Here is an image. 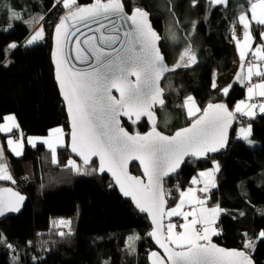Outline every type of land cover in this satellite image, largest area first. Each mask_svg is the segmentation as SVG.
<instances>
[{"label": "trees", "instance_id": "16d2710c", "mask_svg": "<svg viewBox=\"0 0 264 264\" xmlns=\"http://www.w3.org/2000/svg\"><path fill=\"white\" fill-rule=\"evenodd\" d=\"M123 1L129 13L139 8L150 14L154 29L163 39L161 51L170 67L178 62L180 47L169 45L165 38L168 19L197 55L195 64L165 76L166 104L157 110L161 132L172 135L189 126L209 104L223 103L233 111L245 99L246 88L234 84L225 95L218 91V85L213 87V80L228 75L235 66L236 43L231 26L243 10H249L250 0H228L227 7L211 6L205 0H198L196 6L192 0ZM94 2L77 0L82 7ZM17 13L24 20L45 17L40 22L45 32L42 43L25 45L37 25L20 20L10 23V14ZM65 13L54 0H0V124L7 116L16 115L24 141L29 136H46L61 126L67 135V146L58 150L56 164L44 145H26L21 158L10 157L17 182L0 180V190L12 186L28 197V203L19 216L0 224V233L17 250L14 253L0 244V264H149L148 255L154 246L148 235V219L124 201L107 177L101 178L97 172L79 174L65 167L69 159L82 165L68 149L69 122L52 64L55 27ZM252 30L258 46L264 26L253 24ZM11 43L18 47L9 49ZM189 96H194L201 108L193 119H188L185 109ZM235 117L236 129L251 125V140L257 148L252 149L244 140H233L226 152L201 162H187L180 175L165 182V191L169 208L177 206L180 192L201 170L218 161L217 188L210 204L226 211L221 213L217 229L221 234L214 241L228 249L243 250L256 264H264V238L259 237L264 231V114L249 119ZM124 126L135 133L131 124L124 121ZM137 129L146 133L149 123L142 121ZM139 171L137 166L132 168L135 175H141ZM61 219L72 221L70 234L63 237L58 233H69V229L54 223ZM134 234L140 236V241L133 253L127 239ZM246 240L255 241L254 249L244 248ZM14 255H18L15 261Z\"/></svg>", "mask_w": 264, "mask_h": 264}, {"label": "snow or ice", "instance_id": "6c2138e0", "mask_svg": "<svg viewBox=\"0 0 264 264\" xmlns=\"http://www.w3.org/2000/svg\"><path fill=\"white\" fill-rule=\"evenodd\" d=\"M198 0H192V5L196 6ZM60 3L69 12L63 16L55 27V41L57 45L56 78L62 90L64 100L67 102V109L71 117L72 132L71 151L76 153L83 160V166L77 164L73 159H69L65 167H71L79 174H91L107 170L119 184L120 190L125 196H130L135 201L141 212L148 213L155 225V230L148 233L155 238L156 243L167 253L166 260L159 256L157 252H152L154 257L152 264H252V260L243 250L223 249L217 247L211 241L212 235H218V230L213 227L219 214L225 209L216 205L212 208L204 207L210 188L216 187L214 182V171L219 170L218 164L215 169L199 172L201 179L194 177L192 184H202L200 192L205 193L204 198H198L195 190L187 189L180 192V200L176 207L165 211V189L164 177L174 173L183 162L185 156L202 157L208 152H216L227 144L228 129L236 118L235 113L242 116L254 117L255 109H259L264 114V102L246 103L240 101L235 105L234 111L229 110L225 104H209L203 110L195 122L188 128L178 130L174 135L168 136L153 130L145 135L139 133L130 135L122 126L120 117H127L135 124L142 115H146L149 120L153 118L150 111L156 103L163 105L161 99L162 89L159 87L161 77L179 67H188L197 62L194 49L187 45L183 47L178 56V62L169 66L164 62L163 56L157 47L160 39L158 34L151 28L147 17L148 13L142 9H135L133 16H127L123 12L122 0H95L93 6L82 7L77 0H54ZM211 6L227 7L228 0H205ZM259 10V12L257 11ZM249 12L251 13L249 18ZM113 20L111 26L103 23L104 20ZM139 17V19H137ZM45 19L43 15L30 16L24 20L20 14L11 15L10 23L13 20L31 25H37L32 34L26 40L25 45L31 46L43 40L44 28L40 22ZM131 20L135 27L131 30H124L120 22ZM72 21L71 25L66 22ZM76 21H95L99 27L95 29L99 36L88 37L84 41H96L88 48H80L79 40L71 41L75 44L83 56L78 57L81 62H90V66L85 69L70 70L62 68L66 59L61 61L59 53L62 51L60 38L74 35L79 28ZM237 21L243 27L242 38L237 39L240 48L239 55L245 58L244 49L249 48L254 40L250 29L253 22L264 26V0L250 2L248 12H241ZM195 28V22L193 23ZM72 29L73 31H69ZM171 39L176 41V34L171 33ZM258 46L253 50L254 56L264 61V31L259 33ZM18 45L11 43L8 48L15 49ZM256 69L255 73L253 69ZM264 77V66L258 65L254 59L249 60L247 68V79L250 82L253 75ZM132 77H135L133 80ZM239 79V77H237ZM215 87V85H213ZM259 89V96L264 97V83L250 84L247 87L248 99L251 100ZM113 90L119 96L113 95ZM229 88H224L226 95ZM188 115L201 111L199 108L193 109L189 106L194 103V98L189 96L185 99ZM135 117V119H133ZM8 122H14V116L5 118ZM18 125L11 123L0 124V132H10ZM251 125L239 129L238 139H242L249 145L254 142L249 139L251 135ZM52 138H44L41 142L46 144L52 153V162L58 163L56 158V145L62 144L63 130L56 128L51 130ZM7 143L12 146L10 150L16 156L21 155L22 147L19 140L15 142L8 138ZM28 143L34 145V138H28ZM99 158L98 168H86L90 163V158ZM138 160L143 165V171L147 176V183L139 177L130 176L127 172L129 160ZM215 164V161H213ZM0 180H7L15 183V180L8 170L6 162H3V148L0 147ZM7 193V195H4ZM170 195V192L168 193ZM187 203L200 205L193 207L189 212H181V208ZM25 197L12 189L0 190V216L5 212L19 211L20 204ZM183 215L188 221L181 225L183 232H174V224L169 223L167 234L162 241L160 230L162 220L165 216ZM69 229V233L63 231L58 235L70 234L71 220H59L54 222ZM201 224L202 228L195 226ZM246 235V234H245ZM260 238H264V231L259 233ZM139 239V236L128 237L129 241ZM0 244L16 253L13 245L6 241L0 233ZM31 245V241L28 242ZM255 241L246 240L244 248L254 249ZM18 255L13 256L17 260ZM34 261L37 257L32 258ZM107 264V262H105Z\"/></svg>", "mask_w": 264, "mask_h": 264}, {"label": "water", "instance_id": "95a60500", "mask_svg": "<svg viewBox=\"0 0 264 264\" xmlns=\"http://www.w3.org/2000/svg\"><path fill=\"white\" fill-rule=\"evenodd\" d=\"M94 3L91 4L90 6H93ZM122 5H123V12H124L125 15H127V16H133L135 14L134 13V10L131 13H129L127 11V9H126V7L124 5V1L123 0H122ZM90 6H88V7H90ZM115 19L116 18L113 17L112 19L104 20L103 23L111 26L112 23H113V20H115ZM137 19H139V17H137ZM147 20H148L151 28L160 37V39L156 42L157 43V47L159 49L160 54L163 56L164 62L168 65V63H167V61H166V59H165V57H164V55L162 54V51H161V46H162V43H163V39L160 36V34L154 29L150 14L147 17ZM66 23L68 25H71L73 22L72 21H67ZM120 23L123 25L124 30H131V29H133L135 27V25L132 23L131 20H128L126 22H123L122 21ZM76 24H77L79 30L78 31H75V34L74 35H71L70 34L66 38L62 35L61 38H60V44H61V47H62V51L59 53V57H60L61 61H64L65 59L67 61L66 63H63L62 64V68H68L70 70L85 69V68H88L90 66V62H81V60L78 59V57L83 56V52H81L80 49H78L75 44L71 43V41L79 40L81 42L80 48H88V47L91 46V44L95 43L96 41H88L87 44H85L84 41L87 40L88 37H91V36H97L98 37L99 36V33H97L95 31V29L97 27H99V24L96 23L95 21H87V22L76 21ZM69 31L71 32L73 30L72 29H69ZM56 58H57V45H56V41H55V31H54V35H53V46H52V64H53V67H54V70H55L56 84L58 86V89H59V92H60L62 101H63L64 106H65V109H66V114H67V117H68L69 128H70V132H69V135H70V133L72 132L71 117H70V114H69L68 109H67V102L64 100V97H63V94H62V90H61V88L59 86V83H58V80L56 78V64H55ZM167 74H168V72L165 73L161 77V79L159 81V87L162 89L161 99H163V101H164L163 105H160L159 103H156V104H154L152 106V108L150 109V111L153 113V118L151 120H149V118L146 115H142L140 117V119L135 123V125H140L142 121H144V120L148 121V123L151 125L152 128L147 133L151 132L153 130V127H155V129L157 131L161 132L158 129L159 119H158V116L156 114V110H157V108H159V109L163 108L165 106V104H166V101H165V91L163 89V82H164L165 76ZM132 79L134 80L135 77H132ZM113 95H115V96L118 97L119 96V93H117L115 90H113ZM216 104H223V103H216ZM228 109L231 110L229 107H228ZM133 119H135V117H133ZM120 120H121V126L130 135L137 134V133H131L128 130V128H126L124 126V121H126L129 124H133L131 122V120H129L127 117H124V116H121L120 117ZM195 120L189 126H187L185 128L190 127L195 122ZM236 127H237V119L235 118L233 120V122H232L231 127L228 129V136H227V144H226V146L223 147V148H220L218 151H216V152H208V153H206L205 156H202V157L185 156L184 159H183V162L180 164L179 168L174 173H171L169 176L164 177V189H165V182L168 181V180H173L178 175H180L181 172H182V170L186 166L187 162H189L191 160L197 161V162H201L203 160H208L209 158H211L212 156L216 155L219 152H226L229 149L231 142L233 141V133H234ZM147 133H145V134H147ZM161 133L164 134V135H167V134H165L163 132H161ZM175 133H173L172 135H174ZM139 134L140 135H145V134H141V133H139ZM172 135H168V136H172ZM68 149H69L72 157L75 158L76 160L80 161L83 164L82 158L79 157L76 153H73L71 151V137H70V140H69ZM94 163H97V165L99 167V158L96 157V156H92L90 158V163L87 166H85V167H90ZM133 166H138L141 169V172H142V175L141 176H137V175H135V174L132 173ZM127 172H128V174L130 176L139 177L141 180H143L145 183H147V176H145V174H144L143 165H141L138 160H135V159L129 160V162L127 164ZM97 174L101 178L107 177L108 179H110L111 182L113 183L114 187L118 190L119 194L124 199V201H126L127 203H130L139 214L145 216L148 219L149 225L151 227V232L155 230V225L152 223L151 216L148 213H146V212H141L139 210V208L136 206L135 201H133L130 196H125L122 193V191L120 190L119 184L116 183L115 178L111 175L110 172H108L107 170H105L102 173L99 172V171H97ZM9 188L12 189L15 192H18L13 187H5L3 189H9ZM3 189H1V190H3ZM18 193H20V192H18ZM20 194L22 196H24L25 199L20 204L19 211H15V212H5V214L3 216H0V224L3 221H5L6 219L19 216L23 212L26 204L28 203V197L26 195L22 194V193H20ZM4 195H7V193H5ZM165 200H166L165 211H167L169 209V204H168V200H167V196H166V191H165ZM161 223H162V228L160 230L159 235H160L161 240L163 241L164 240V237L166 236V216L163 218V220H162ZM150 239H151V241L153 243V246H154V250L152 252H157L159 254V256L164 257L165 260H166L167 253H165L164 249L161 248L156 243L155 238H153L152 236H150ZM212 243L215 244V245H217V247H220V248H223V249H228V248H226L224 246H221V245L217 244L214 240L212 241ZM228 250H232V249H228ZM151 253L148 255V263L149 264H152L153 259H155L154 257L151 256ZM246 254H248V253H246ZM248 255L250 256V258L252 260V264H256V262L254 261L253 257L250 254H248Z\"/></svg>", "mask_w": 264, "mask_h": 264}, {"label": "rangeland", "instance_id": "374dc122", "mask_svg": "<svg viewBox=\"0 0 264 264\" xmlns=\"http://www.w3.org/2000/svg\"><path fill=\"white\" fill-rule=\"evenodd\" d=\"M251 2H255V0H250ZM60 5V3H56V6H59ZM64 8V7H63ZM64 11L66 12L65 14H67L68 12H69V9H65L64 8ZM258 12H259V10H257ZM244 12V11H243ZM245 12H247V11H245ZM249 14H251V13H249ZM174 23H172L171 21H170V19H168V23H167V32H166V34H165V38H166V40H167V42L169 43V45H172V46H174V45H177V44H179L178 46L180 47V51H181V49L183 48V47H185V46H187V44H185L184 43V41H186L183 37H181V36H179L178 35V33L176 32V28L174 27V25H173ZM250 31L252 32V28L250 29ZM175 33L176 34V36H177V40L176 41H173L172 39H171V33ZM252 36H253V32H252ZM180 37V38H179ZM254 37V36H253ZM44 38H45V32H44ZM44 38H43V40H41V41H38V42H36V43H34L33 45H31V46H34V45H37V44H39V43H42L43 41H44ZM182 39V40H181ZM180 41H182V42H180ZM237 44H235L234 46H236ZM171 46V47H172ZM196 54V53H195ZM197 56V55H196ZM246 60V59H245ZM177 63V62H176ZM246 67V66H245ZM180 68V67H179ZM179 68H176L175 70H177V69H179ZM229 77H232V75L231 76H229ZM247 77V69H246V75H245V78ZM214 78H216V76L214 77ZM252 78V77H251ZM226 80V79H225ZM230 80H229V78L227 79V82L226 83H223L222 82V84H223V86H224V84H225V87H227V88H229V91L231 90L230 88H232V86L230 87ZM259 83H264L263 81L262 82H259ZM216 85H218V84H216ZM246 86H248L249 87V85L247 84ZM216 87V86H215ZM228 91V92H229ZM191 97H193L194 98V103H190V105L189 106H191V107H193V109H195V108H199L200 110H201V108L199 107V105H198V103H197V101H196V99H195V97L194 96H191ZM264 97H260L259 96V89H257L256 90V95L251 99V100H249V99H247L248 101V103H261V102H264V101H262V99H263ZM159 108H157V110H158ZM162 109V108H161ZM185 109H186V114H187V117H188V119H193V118H195V117H197L199 114H200V112L201 111H199V112H195V114L194 115H192V116H189L188 115V111H187V107L185 106ZM157 110H156V114H157ZM235 114H240V113H235ZM9 116H14L15 117V121H16V123H17V125H19V123H18V119H17V117H16V115H9ZM158 116V115H157ZM8 117V116H7ZM158 119H159V116H158ZM144 121H146V120H144ZM8 122V121H7ZM9 123V122H8ZM132 126H133V130H134V132L135 133H139V132H136L138 129H137V126L136 125H134V124H132ZM149 126L151 127V125L149 124ZM19 127V126H18ZM241 127H247V126H245V125H242V126H240V128ZM56 128H61L62 130H63V139H62V144H59V145H56V158H57V161H58V150L59 149H62V148H66V146H67V139H66V132H65V130H64V128L61 126V127H56ZM56 128H54V129H56ZM152 128V127H151ZM158 128H159V125H158ZM239 128V129H240ZM164 131H165V129L164 128H162ZM17 135V136H16ZM0 136L2 137V135H1V133H0ZM13 137H17V138H20V135L19 134H15V135H12ZM24 137L22 136V139H23ZM28 138H34V145L33 144H31V145H29L31 148H36L37 146H39V145H44V146H46V148L48 149V150H50L49 148H48V146L46 145V144H44V143H42L41 141L44 139V138H49V139H51L52 138V133H51V131L49 132V134L48 135H46V136H29ZM27 138V139H28ZM24 140V139H23ZM1 142V141H0ZM1 144V143H0ZM250 147L252 148V149H255V148H257V144H256V142H254L252 145H250ZM51 151V150H50ZM56 164V163H55ZM94 164H96V166H97V168H98V165H97V163H94ZM216 164H218V166H219V169H220V165H219V162L218 161H215V164L213 163V165L211 166V167H209V168H206V169H204V170H201V171H207V170H209V169H215V167H216ZM83 165V164H82ZM85 167V166H84ZM95 167V165H92V166H90V167H87V168H94ZM134 167V166H133ZM138 167V166H137ZM10 170H11V172H12V169H11V167H10ZM139 173L141 172V169L139 168ZM200 171V172H201ZM219 171V170H218ZM218 171H214V182H215V184H216V187H213V188H210V192L207 194L208 196H209V198L206 200V203H205V205H204V207H207V208H212V207H215L216 205H211L210 204V200H211V195H212V192L214 191V190H216V188H217V183H216V178H217V174H218ZM97 172V171H96ZM199 174V173H198ZM198 174L195 176L197 179H201L199 176H198ZM141 175H142V172H141ZM141 175H137V176H141ZM1 181H3V180H1ZM17 182V181H16ZM202 186L203 187V185L202 184H192V182H190V184H189V186L187 187V189H189V188H192L193 190H195V194H196V196L198 197V198H200V194H199V190H198V186ZM10 187H12V186H10ZM187 189L184 191V192H186L187 191ZM17 191V190H16ZM187 199V197H185V200ZM186 204H187V201H186ZM189 204V203H188ZM186 205L187 207H189V205ZM193 206H195V207H200V205H196V204H194V205H192V207ZM176 207V206H175ZM192 207H189V211H191L192 210ZM171 208H174V207H171ZM171 208H169V209H171ZM191 208V209H190ZM181 209H183V207L181 208ZM176 215H174V216H172V217H167L166 216V226L169 224V223H171V224H174L175 225V228L173 229V231L174 232H177V233H180V232H183L184 231V229L179 225H177V222H176V217H175ZM220 216H221V213L219 214V216H218V218L215 220V223H214V225H213V227H215L216 229H218V227H219V220H220ZM189 218H191V217H189ZM188 218V222L190 221V219ZM61 220H65V219H61ZM179 224V223H178ZM184 224H186V222H184ZM198 226H201L202 227V225L201 224H197L195 227L197 228ZM218 235H213L214 237L213 238H216V237H219L220 236V232L218 231ZM166 234H167V228H166ZM132 236H139L138 234H134V235H132ZM130 237V236H129ZM140 241V236H139V239H134V240H132V241H129L128 239H127V247H128V249L131 251V252H136V248H137V244H138V242Z\"/></svg>", "mask_w": 264, "mask_h": 264}, {"label": "crops", "instance_id": "0c3cea01", "mask_svg": "<svg viewBox=\"0 0 264 264\" xmlns=\"http://www.w3.org/2000/svg\"><path fill=\"white\" fill-rule=\"evenodd\" d=\"M244 12L245 11H247L248 12V10H243ZM242 11V12H243ZM250 13V12H249ZM250 15L251 14H249V18H250ZM253 24H255L254 22H253ZM253 24H252V27H253ZM251 27V28H252ZM251 32V31H250ZM252 32H253V30H252ZM252 32H251V35H252ZM253 36H254V34H253ZM252 36V37H253ZM237 44V43H236ZM257 46L255 45V37H254V40L250 43V46H249V48H246V49H244V52H245V58L242 60L241 59V57H240V55H239V52H240V48H239V46H238V44L236 45V46H234V54H235V66H234V68H233V70L228 74V75H226V76H223V77H221L220 79H219V83H218V86H217V89H218V91L219 92H222L223 93V89L224 88H226L225 87V84H224V86H223V84H222V82H221V79L223 78V79H228L229 78V80H230V87L231 86H233L234 84H238V85H240V86H242V87H244V88H246V96H245V99H243V101H245L246 103H248L247 101V99H248V94H247V87L248 86H246L247 84L250 86V84H258L259 82H264V77H258V76H256L255 74L252 76V78H251V81L249 82L248 81V79H247V77L245 78V75H246V69L249 67V60L250 59H254V62L256 63V64H258V65H261V66H264V61H261L258 57H255L254 56V49L256 48ZM246 59V60H245ZM246 66V67H245ZM253 71H254V73H255V71H256V69L254 68L253 69ZM232 75V77H229V76H231ZM237 77H239V79H237ZM231 89V88H230ZM262 101H264V98L262 99ZM255 104H257V105H259V103H255ZM235 109V108H234ZM234 111V110H233ZM255 111V116H257V115H259V114H261L260 112H259V109H258V107H257V109H255L254 110ZM236 115H238V116H240V118H244V119H249L250 117H246V116H242L241 114H236ZM254 116V117H255ZM251 118H253V117H251ZM5 123H8L6 120H4V122L2 123V124H5ZM11 123H14V124H16L17 125V123H16V121L14 120V122H9L8 124H11ZM19 126V125H18ZM239 128L240 127H238L237 129H236V131H235V133H234V137H233V140L235 141V140H242V139H238L237 137H238V134H239ZM1 133V135H2V137L0 136V147H2L3 148V162H6V164H7V166H8V170H9V172L11 173V175L13 176V178H14V180H15V183H12L11 181H7V180H3V182H6V183H10V184H16V179H15V177H14V175H13V172H11V170H10V163H9V160H10V157L11 156H13V157H16V158H21L22 156H23V154H24V151H25V148H26V145H31V144H29L28 143V139H27V141H24L23 139H22V136H23V134H22V132L20 131V129H19V127H13L12 128V130L10 131V132H7V133H5V132H0ZM15 134H19L20 135V138H15V137H13L12 135H15ZM17 136V135H16ZM8 138H11V139H13V141L15 142L16 140H19L20 141V143H21V145H22V147L20 148V151H21V155H19V156H16L14 153H12L11 152V150H10V147H12V146H14V144L12 145V146H10L8 143H7V139ZM249 139L251 140V135H250V137H249ZM186 201H187V199H186ZM188 204V203H187ZM186 202H185V204L183 205V209H181V212H184V213H186V212H189V207H192V205H194V204H188L189 205V207H187L186 205ZM193 207H195V206H193ZM192 207V208H193ZM191 209V208H190ZM176 217V222L177 221H180V223L178 224V222H177V225L179 226H181V225H183L184 224V222H186V223H188V221H186L185 219H184V217H183V215H176L175 216ZM190 220L192 219V217L191 218H189ZM214 236L212 235L211 236V241H213L214 240V238H213Z\"/></svg>", "mask_w": 264, "mask_h": 264}, {"label": "built area", "instance_id": "2783aa9c", "mask_svg": "<svg viewBox=\"0 0 264 264\" xmlns=\"http://www.w3.org/2000/svg\"><path fill=\"white\" fill-rule=\"evenodd\" d=\"M231 30H232V34L235 40V43H237V39L242 38L243 35V27L241 24L238 23V21H236L232 26H231ZM202 186H198V190L201 188ZM200 194V198H204L205 197V193H202L199 191ZM178 223H180V221H177ZM201 226H198L197 229H201ZM220 227H218L219 229Z\"/></svg>", "mask_w": 264, "mask_h": 264}, {"label": "bare ground", "instance_id": "6f19581e", "mask_svg": "<svg viewBox=\"0 0 264 264\" xmlns=\"http://www.w3.org/2000/svg\"><path fill=\"white\" fill-rule=\"evenodd\" d=\"M221 78V77H220ZM218 76H216V78L213 80V85H216V84H218L219 83V79H220ZM221 82H223V83H226L227 82V80H225V79H221ZM236 131V130H235ZM235 131H234V133H235Z\"/></svg>", "mask_w": 264, "mask_h": 264}, {"label": "flooded vegetation", "instance_id": "af4514ba", "mask_svg": "<svg viewBox=\"0 0 264 264\" xmlns=\"http://www.w3.org/2000/svg\"><path fill=\"white\" fill-rule=\"evenodd\" d=\"M148 122V121H147ZM132 125V124H131ZM135 125V124H134ZM138 126V125H137ZM150 129H151V127H150ZM159 129V128H158ZM147 133V132H146ZM141 134H145V133H141ZM93 165H96V164H93Z\"/></svg>", "mask_w": 264, "mask_h": 264}]
</instances>
